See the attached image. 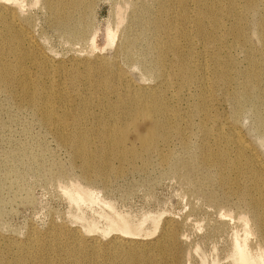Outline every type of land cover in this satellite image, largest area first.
<instances>
[{
  "label": "rangeland",
  "instance_id": "374dc122",
  "mask_svg": "<svg viewBox=\"0 0 264 264\" xmlns=\"http://www.w3.org/2000/svg\"><path fill=\"white\" fill-rule=\"evenodd\" d=\"M17 1L21 9L5 10H16L35 52L23 56L14 25L0 46L2 66H19L0 83V264H232L237 237L252 254L264 250L251 206L264 184L250 182L252 172L264 182V0L255 12L245 0H216L238 13L222 15L216 32L198 0H91L79 9L85 40L59 32L43 0ZM5 27L0 19V38ZM133 38L128 63L116 50ZM142 91L153 105L146 115ZM122 219L131 233L110 229Z\"/></svg>",
  "mask_w": 264,
  "mask_h": 264
},
{
  "label": "bare ground",
  "instance_id": "6f19581e",
  "mask_svg": "<svg viewBox=\"0 0 264 264\" xmlns=\"http://www.w3.org/2000/svg\"><path fill=\"white\" fill-rule=\"evenodd\" d=\"M10 2L17 5L18 9H21V7L19 6L20 2L17 0H0V19L2 22H4L7 25V27H5L6 28L5 37L0 38V46L4 45V40L8 42L9 39L12 37L11 30L14 25L15 35L17 36L15 38V43H17L18 46L23 47L24 57L25 56L30 57L32 53L35 52L34 44L32 43V40L29 34L26 32V30L16 23L14 19V13L16 10L13 13H9L8 11L5 10L6 4ZM43 2L50 11L53 18V24L59 32H63V34L66 35L72 34L75 35L77 38H81L85 40V36L87 33H85L86 31H85V25L83 23V15L82 14L80 15L79 12H86L87 10H89L91 7V0H88L87 2L85 0H43ZM258 2L259 0H245V10L248 12H255L258 8ZM58 5L60 6V8L58 7ZM82 7L86 11L85 10L80 11L79 9ZM207 9H212L208 14V18L212 21L211 23H209L212 28L211 32H216L221 27L220 17L222 15L226 14L229 16H238V13L236 11V6L233 2H230V4L227 7L222 8L216 3V0H198V13L200 15H203L204 10ZM117 15H118V26H119L123 22V16H120L118 11H117ZM163 25H164L163 19L153 20V23H151V26L154 27L156 32L160 31V28H162ZM203 26L204 24L201 21L196 23V29L198 31H200L203 28ZM103 37L107 45L108 44L112 45L116 37V31H112L111 28H106L104 30ZM87 40L91 44L92 50L100 48V46L97 45L93 36H90ZM158 41L159 38L156 39V44H155L156 46L154 45V47L161 50V44ZM124 43L125 42H121L116 51L120 52L124 56L126 62L130 63V61L135 60L134 48H136V46L139 45L140 41H138V38H133L132 40L127 41L125 45H123ZM260 43L264 44V40L263 42L260 40ZM152 46L153 44L150 46V48ZM91 53H93V51H91ZM244 59L248 61L249 66L252 67L256 66V62L253 59L251 52L247 51L246 54L244 55ZM3 63H4L3 52H0V83L13 81V79H15L16 72L19 68L18 62L16 64H13L11 67L2 66ZM226 75L227 73L218 74V76L221 78L225 77ZM238 75L242 76L241 73H239ZM181 78L185 79L184 77ZM9 90L12 92V89ZM227 92L228 91H226V93ZM140 98H142V103H145L140 110V115H146L147 111L145 109L146 108L151 109L153 105L148 101L149 95L147 91H142L140 93ZM233 105L235 111H241L243 109V105L241 104V102L233 103ZM148 139L149 137L147 135L138 136V140L140 141V144L142 146L149 145ZM237 144L239 146L238 150L240 152L247 151V149L244 148L245 143L243 142L242 138L239 136H238ZM73 155L76 158L80 157V154L78 152L73 153ZM90 156L93 159L94 157H99V163L101 165L105 161L104 158L100 157L99 152L92 153ZM92 165L93 163L90 160L88 159L83 160L84 174L89 173ZM250 166L254 171L260 170L259 166L255 165L253 160L250 162ZM245 171L251 174L250 169L246 168ZM252 175L253 177L250 181L252 186L257 187L260 183L264 184L261 175H260V179L258 178V173L252 172ZM74 190L78 194L79 198H81L82 200L91 201V202L93 201L97 202L96 200H98V196L87 189L75 188ZM66 192H67V188H66ZM68 195L70 197H74L69 191H68ZM251 206L254 209L256 218L259 221H261V223H264V212L263 213L260 212V206H264V198H258L254 200L251 203ZM241 219L246 221L244 218ZM110 229L117 230L120 233H131V225L130 224L128 225L126 222H124L123 219L119 221L111 220ZM245 231L247 232L248 229L245 228ZM263 234H264V230H263ZM236 254L237 256L232 261V264H264V250L261 249L257 253L252 254L249 251L248 246L246 245V240L244 239L241 240L239 239V237L236 238ZM153 264H158V263L154 262Z\"/></svg>",
  "mask_w": 264,
  "mask_h": 264
}]
</instances>
